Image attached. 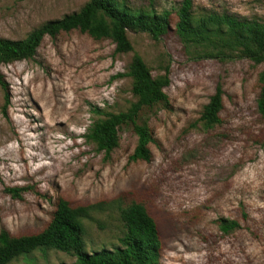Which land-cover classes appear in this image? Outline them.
Here are the masks:
<instances>
[{
    "label": "rangeland",
    "instance_id": "374dc122",
    "mask_svg": "<svg viewBox=\"0 0 264 264\" xmlns=\"http://www.w3.org/2000/svg\"><path fill=\"white\" fill-rule=\"evenodd\" d=\"M89 0H0V38L25 39L44 23L79 11ZM134 8L172 13L160 39L127 32L133 49L72 31L46 37L33 58L2 65L0 84V231H42L59 197L74 205L107 201L85 219L88 252L121 245L119 206L144 204L158 223L162 264H264V115L258 109L264 63L209 56L175 31L182 0H124ZM196 14L229 12L264 21V0H195ZM135 54L153 77L169 76L168 104L144 107L151 161L131 160L138 136L120 130L109 156L86 134L106 113L137 101L129 71ZM223 89L222 122L201 121ZM8 100V101H7ZM100 109V113L96 112ZM21 188L20 196L8 191ZM222 219L240 227L226 232ZM9 264H77L56 249L36 250Z\"/></svg>",
    "mask_w": 264,
    "mask_h": 264
},
{
    "label": "trees",
    "instance_id": "16d2710c",
    "mask_svg": "<svg viewBox=\"0 0 264 264\" xmlns=\"http://www.w3.org/2000/svg\"><path fill=\"white\" fill-rule=\"evenodd\" d=\"M195 9V0H182L176 11L175 31L186 46L206 47L210 50L209 56L247 58L256 64L264 63V21L213 10L196 14ZM172 23V13L168 10L159 14L134 8L124 0H89L79 11L44 23L25 39L0 38V84L7 87L2 65L33 58L46 37L56 38L61 33L77 30L97 40H111L116 45V53H123L133 49L127 35L129 30L145 31L160 39L172 29ZM118 76L133 78L137 101L127 111L106 113L104 118L95 120L86 137L96 144L99 151L109 156L120 145L121 128L133 125L138 143L130 159L151 161L150 128L146 124H138L137 119L144 107L151 108L160 102L168 104L165 88L170 83L169 76L153 77L139 54L134 55L129 71ZM259 80L258 109L264 115V70ZM223 93L222 86H218L204 106L201 121L208 127L222 122ZM96 112L101 111L96 109ZM21 190L8 189L17 196H20ZM106 203L74 205L59 197L51 220L42 231L12 235L8 230L1 229L0 264H9L39 249L74 254L77 264H162L163 243L158 223L140 202L119 206V219L124 227V233L119 238L121 245L93 252L85 250V219H91V212L102 210ZM221 221L226 232L240 227L236 220Z\"/></svg>",
    "mask_w": 264,
    "mask_h": 264
}]
</instances>
